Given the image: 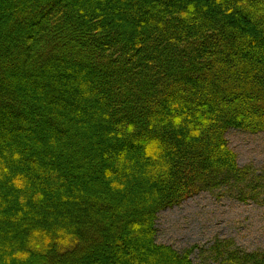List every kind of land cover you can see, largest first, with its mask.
I'll return each mask as SVG.
<instances>
[{"label":"trees","instance_id":"obj_1","mask_svg":"<svg viewBox=\"0 0 264 264\" xmlns=\"http://www.w3.org/2000/svg\"><path fill=\"white\" fill-rule=\"evenodd\" d=\"M231 129L264 132V0H0V264H193L159 212L264 203Z\"/></svg>","mask_w":264,"mask_h":264},{"label":"rangeland","instance_id":"obj_2","mask_svg":"<svg viewBox=\"0 0 264 264\" xmlns=\"http://www.w3.org/2000/svg\"><path fill=\"white\" fill-rule=\"evenodd\" d=\"M226 137L240 167L264 168V132L251 134L231 129ZM156 241L183 253L197 246L193 264H216L211 247L228 241L231 249L264 251V203L238 201L223 190H207L165 209L156 220Z\"/></svg>","mask_w":264,"mask_h":264}]
</instances>
